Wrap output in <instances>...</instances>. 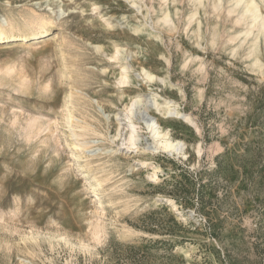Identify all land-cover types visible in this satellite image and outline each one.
Returning <instances> with one entry per match:
<instances>
[{"label":"rangeland","instance_id":"obj_1","mask_svg":"<svg viewBox=\"0 0 264 264\" xmlns=\"http://www.w3.org/2000/svg\"><path fill=\"white\" fill-rule=\"evenodd\" d=\"M44 1L0 0L1 26L11 14L51 18L43 33L0 44V264H264V75L249 70L247 46L231 53L242 27L227 0L220 15L213 0L199 9L201 39L197 24L185 34L194 8L179 0L177 30H160L159 43L122 0ZM128 56L130 82L118 85ZM141 69L157 80H136ZM149 92L195 123L149 111L184 157L143 151L138 120L140 149L113 141L115 114ZM66 96L94 143L79 163Z\"/></svg>","mask_w":264,"mask_h":264},{"label":"bare ground","instance_id":"obj_2","mask_svg":"<svg viewBox=\"0 0 264 264\" xmlns=\"http://www.w3.org/2000/svg\"><path fill=\"white\" fill-rule=\"evenodd\" d=\"M50 1L51 0H46L44 1V3L49 4ZM122 1L127 3L130 9L142 15V18L144 20L143 23H145L144 24L145 30L143 31L141 30L139 34L145 35L146 37H151L155 42L159 43L161 41L160 36L157 34L159 33L160 30L165 29L168 32L175 31L177 30V21L178 22L181 21V19L179 18L181 11L177 7L179 2H181L179 0H157L156 2L157 7L153 5L154 3L150 4L151 2L149 3V5L146 4L145 0H122ZM206 1L208 2V0H189L190 9L194 8V11L188 12V14L183 19L184 32L187 36L191 31H193L190 30L193 24H197V29L194 33L196 35L201 34L200 33L201 23L198 22L199 20H197V16L199 9L206 10L205 8ZM224 2H225L224 0H213L212 6L209 7L211 8L210 10H212V12H214L215 14L219 13L220 15V12H222V10L224 9V4L226 3L227 5L225 6L226 16L233 20L232 23H234L233 24L234 27L236 26L242 27L241 31L236 32L232 36L229 35L230 37L227 40V44H229V46L236 42V44L233 45V47L231 48V53L233 57L239 55L242 49L245 46H247L245 59L246 62L248 63L249 70L264 75V60L261 53V47L262 45L264 46V0H227L225 3ZM170 4L172 5V8H170ZM9 16L10 18L9 20H7L6 26L0 25V44H5L10 42V40H12L11 37L13 35L15 36L16 33L31 32L30 35L41 34L43 33V30L48 27L49 21L51 19L47 15H39L35 13L31 15H23L18 19L14 18L13 17L14 15L12 14ZM228 18L227 20L229 21ZM136 30L138 29L136 28L135 30L132 31L136 33L138 32ZM214 35H216V32ZM198 37L201 39V35H199ZM216 37L215 36L212 37L213 42L216 41ZM129 56L124 58V61L126 60V62H125V66L122 68L121 72L119 73V77H117L118 85H126L129 84L130 82L129 69H131L132 66H130L131 64L128 63V61L131 60ZM118 58H120V51L116 49L112 59L117 60ZM195 59L196 58L192 57L191 55H188L186 57V61L192 62ZM134 75L136 77V80H141L144 82V84L153 83L154 81L157 80L156 76H154L152 73L144 69H141L138 74H134ZM158 82L163 86L167 84L166 78H161V79L159 78ZM69 101H70V96H66L63 100V105H64L66 120L70 124V131L72 137H74L75 140L76 139L79 141L83 140V142L74 145V147L72 148L74 149L73 151L80 152L82 156L81 157L77 156L78 155L77 152L71 153L72 154L71 158L75 159L76 162L78 161L79 163L81 160L86 159V157L83 156V154H85L86 152L94 151V150L88 151L89 149L92 148L91 144L94 143L92 141L86 142L87 139V136L85 137V134H87L85 133V130L87 129L86 126L77 125L80 122H77V124L73 123L75 119L73 120V117L68 108ZM94 103L96 104V110L103 117L108 118V114L104 112L103 108L97 102ZM150 110L156 111V113L163 115L165 118L180 119V120L182 119L185 123H188L196 128V125L191 119V117L183 114L180 111L179 106H177L173 102H166L165 105H161L156 95L153 94L152 92H149L146 96H144V98L136 96L129 100V102L125 105L123 111V119L118 114H115L114 119L117 122L118 130L116 135L113 136V141H116L119 138H121L122 139L121 144L122 146H124V149L132 150V151H136L140 149L138 145L140 141H143V139H139L138 128L135 123V121L138 120L139 122H142L144 124L145 130L147 132V136L144 138V141H146V145L145 147L143 146L141 148L143 151H151V152L161 151L163 153H169L170 155L172 154L178 157L179 156L184 157L185 144L181 141H176L171 139L168 130L162 128L157 122V120L152 115L149 114ZM135 116L137 117V119H135ZM75 153L77 155H75ZM200 153H201V148L200 146H198L197 154L199 155ZM150 178L156 179L158 177H156L155 174L153 175L151 174ZM95 213H97V211Z\"/></svg>","mask_w":264,"mask_h":264}]
</instances>
